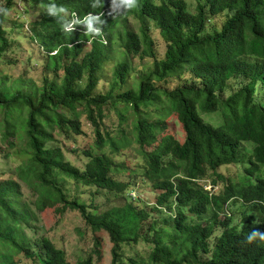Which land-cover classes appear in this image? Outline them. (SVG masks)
<instances>
[{
	"label": "trees",
	"instance_id": "obj_1",
	"mask_svg": "<svg viewBox=\"0 0 264 264\" xmlns=\"http://www.w3.org/2000/svg\"><path fill=\"white\" fill-rule=\"evenodd\" d=\"M28 1L41 7L37 22L42 29L34 31L48 53L47 66L63 76L59 82L45 78L40 89L29 90L21 80L0 77V132L12 153L20 143L28 154L16 175L33 193L37 209L55 208L60 215L77 211L93 232H107L111 264H126L123 247L140 242L153 246L149 263L141 264H264V178L238 184L218 173L222 166L242 163L245 143L252 148L245 172L261 175L264 166V0H196L195 12L186 0H136L131 9L125 0ZM15 3L0 5V61L12 46L3 24ZM129 17L139 23L138 32L127 27ZM217 17L224 18L219 29L211 24ZM153 28L166 44L163 59L155 52ZM88 40L90 48L85 47ZM113 46L126 59L115 65L110 90L97 93L110 60L107 49ZM134 56L153 59V67L138 77L136 89L117 94ZM187 73L190 84L171 90L159 86ZM120 104L137 119L139 147L158 143L143 152V176L158 192L153 206L128 200L131 184L116 178L121 170L105 153L109 142L115 152L120 148L101 133L107 108ZM81 112L95 129L98 148L83 153V168L67 161L60 147L50 146L57 128L83 133ZM201 113L220 114L221 122L214 126ZM173 114L185 141L165 136L158 142L166 129L164 118ZM61 179L105 191L122 203L99 211L65 193ZM206 181L212 189L223 183V190H208ZM16 198V182L0 184V264H16L19 256L37 264H64L63 253L48 241L36 247L37 253L19 242L18 233L32 218L16 207ZM238 203L244 210L236 222L227 208ZM79 264H91V258Z\"/></svg>",
	"mask_w": 264,
	"mask_h": 264
},
{
	"label": "rangeland",
	"instance_id": "obj_2",
	"mask_svg": "<svg viewBox=\"0 0 264 264\" xmlns=\"http://www.w3.org/2000/svg\"><path fill=\"white\" fill-rule=\"evenodd\" d=\"M3 0H0V5ZM189 10L195 12L197 1L186 0ZM40 6L33 4L28 0H16L4 19V27L12 41L11 48L5 53L0 61V77H7L9 82L21 80L23 89H40L45 78L51 80L56 79L58 82L63 76V72L59 74L53 72L48 66V53L42 45L41 40L35 35L34 28L42 29L41 24L37 22L39 19ZM73 16L75 13L72 14ZM223 17H217L211 20V24L219 29ZM127 27L131 30L139 31V23L133 17L127 19ZM117 28L121 29L120 26ZM152 37L155 41V52L159 59H163L166 51V44L160 36L157 29H152ZM103 40H106L103 38ZM105 42V41H104ZM107 44V41L106 43ZM86 48L91 47V40L86 43ZM107 57L110 58L104 64L101 72V81L99 83L97 93H106L111 88V79L115 65L125 60L126 55L113 46L107 49ZM131 63V73L124 84L116 87L115 92H123L129 89H136L138 85V77L144 74L148 69L153 67L154 60L151 58H141L134 56L129 59ZM191 74L187 73L182 79H170L168 82L159 84V86L168 89H175L178 86L192 83ZM80 108L79 110H81ZM153 117L150 121L155 122L158 118L156 110L151 107L148 110ZM121 114L125 118H121ZM1 115V113H0ZM204 121L218 125L221 122L220 114H204L201 113ZM81 122V135L74 134L67 126L57 128L54 136L55 141L50 146L60 147L65 155V159L71 164L83 168L87 163V158L83 155L85 151L98 150L96 147L97 136L92 124L88 121L84 112L79 117ZM164 131L158 135V142L165 136H173L179 142L185 141V133L181 124L177 119V115L173 114L165 117ZM137 119L131 109L126 110L123 104L116 107L107 108L106 116L101 125V133L105 138L109 136L113 138V142L120 146L119 151L115 152L112 142L106 145L105 153L113 158L114 163L121 170L116 178L123 182L130 183L129 191L126 193L128 200L140 205L153 206L156 203L158 192L153 188L152 183L143 176L146 169V162L143 152L154 150L158 143L145 148H140L135 140V125ZM130 141L129 144L123 146L120 143ZM243 148L246 151L242 163L237 165H227L219 168L218 173L224 176L229 183L249 184L254 183L257 176L264 178V166L261 169V175L249 176L245 172L246 167H251L249 159L252 156V148L250 144L245 143ZM16 152L8 148V144L3 141L0 132V184L7 183L10 180L18 184V198H16V207L20 210H27L31 215L30 226H22L18 233L19 242H25L32 246V253H37L36 247L43 241L50 242L53 247L63 253L64 264L85 263L91 258V264H111L113 244L110 236L105 231L93 232L88 227L77 211L67 210L65 214L56 213L55 208H48L39 211L35 206V197L28 187L16 175V168L27 159V152L23 151V145L18 144L15 148ZM250 157V158H249ZM65 193L71 198H79L87 205L97 206L99 211H105L112 205L122 203L120 197H113L106 194L105 191L98 190L94 187H84L75 184L73 181L61 179ZM202 184L207 186L208 190L222 191L224 184L220 182L219 187L212 189L209 181ZM150 208V207H148ZM93 207L90 208L92 210ZM244 208L241 204H230L227 211L234 213L236 222L241 219V213ZM217 234V233H216ZM214 239L211 240L213 244ZM100 245L97 246V243ZM153 246H149L145 242L137 245H126L123 247V257L126 264H132L131 260L145 263L148 262V256ZM98 251L99 253H96ZM16 264H37L33 259H25L23 256L15 258Z\"/></svg>",
	"mask_w": 264,
	"mask_h": 264
},
{
	"label": "clouds",
	"instance_id": "obj_3",
	"mask_svg": "<svg viewBox=\"0 0 264 264\" xmlns=\"http://www.w3.org/2000/svg\"><path fill=\"white\" fill-rule=\"evenodd\" d=\"M135 2H136V0H125V3L128 5V7L131 9V8H133L134 6H135ZM91 26L89 25V28H90Z\"/></svg>",
	"mask_w": 264,
	"mask_h": 264
}]
</instances>
